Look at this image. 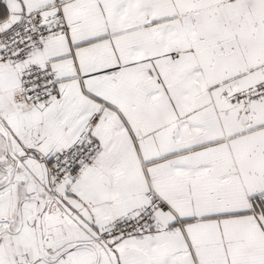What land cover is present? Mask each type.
I'll use <instances>...</instances> for the list:
<instances>
[{
	"label": "snow or ice",
	"instance_id": "6c2138e0",
	"mask_svg": "<svg viewBox=\"0 0 264 264\" xmlns=\"http://www.w3.org/2000/svg\"><path fill=\"white\" fill-rule=\"evenodd\" d=\"M0 264H264V0H0Z\"/></svg>",
	"mask_w": 264,
	"mask_h": 264
}]
</instances>
